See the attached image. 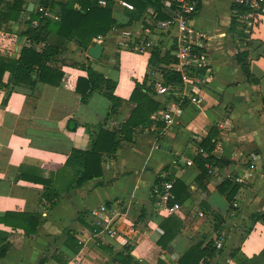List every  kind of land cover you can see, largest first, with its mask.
Masks as SVG:
<instances>
[{"label": "crops", "instance_id": "1", "mask_svg": "<svg viewBox=\"0 0 264 264\" xmlns=\"http://www.w3.org/2000/svg\"><path fill=\"white\" fill-rule=\"evenodd\" d=\"M198 2L201 9L192 23L211 35L205 44L211 62L210 78L206 87L199 90L201 102L191 103L186 98L188 102L181 103L170 127L159 128L152 122L139 128L134 142L123 143L115 158H104L101 177L63 193L52 209L40 202L44 185L22 178L21 173L37 179L48 177L64 167L73 149H87V126L104 122L110 101L95 91L83 103L73 85L77 76L87 72L76 67L64 68L72 76L67 86L39 81L34 88L16 86L10 93L9 89L0 88V216L11 211L37 213L41 219L38 234L32 237L22 228L0 223V241L11 245L7 255L0 257V264H37L46 255L49 264H60L52 258L58 251L69 258V264H117L98 240L116 250L131 244L130 254L139 264H157L159 258L177 264L175 257L188 249L194 239H216L218 233L221 236L216 242L222 243V252L212 264H240L237 257L230 256L236 247L249 258L264 249V221L256 222L249 233L245 232L252 224L253 214L264 215V17L255 31L245 30L247 38H240L232 31L235 0ZM116 3L115 14L120 21L106 36L94 39L104 45V50L99 60L90 58L93 68L117 81L115 94L128 100L135 81L142 82L148 72L151 48L161 45L164 52L170 50L171 38L155 29L156 23H152L147 12L140 20L127 22L128 17L123 15L126 8L119 0ZM147 40L154 42L147 52L133 51L135 44ZM23 44L24 39L16 34L0 31L2 54L11 53L13 46L17 52ZM244 50L248 51L251 73L258 79L256 84L247 81L236 59V54ZM87 52L77 49L70 53L78 58L77 62L88 63ZM153 77L162 81L158 72ZM182 88L175 94L179 96ZM8 93V102L4 103ZM169 95L157 97L165 100ZM168 102L178 104L180 100L174 96ZM132 107V103H126L114 124L125 120ZM211 128L216 129L214 139L222 148L214 154L223 158L226 165L214 167L205 188H201L195 183L199 168L196 164L187 166L185 161L198 154L199 143ZM160 174L181 179L191 189L179 214L183 228L167 250L157 244V239L162 232L160 220L168 214L157 206L158 199L155 196L156 202L153 200L152 191ZM229 174L245 177L243 182L236 181L240 190L232 208L217 189ZM102 204L112 218L110 233L90 212ZM201 204L223 216L219 232L214 230L213 215L202 210ZM84 210L87 212L79 218V212ZM67 230L81 241L78 252L64 244Z\"/></svg>", "mask_w": 264, "mask_h": 264}, {"label": "trees", "instance_id": "2", "mask_svg": "<svg viewBox=\"0 0 264 264\" xmlns=\"http://www.w3.org/2000/svg\"><path fill=\"white\" fill-rule=\"evenodd\" d=\"M31 0H0V31L14 33L24 39V44L16 55L0 52V88L9 89V93L14 87L34 88L37 82H44L54 86L69 85L72 76L57 64V57L63 54L70 42L75 43L82 53L88 51L89 47L95 43L94 39L99 36H106L112 27L120 20L115 14L117 0H107L105 6H101L98 0H37L38 6L47 7L50 10L57 11L56 20L51 17H45L37 9L28 12L27 8ZM134 5V9H127L123 15L128 17L127 22L140 20L147 12V16L152 23L159 20L174 17L179 14L180 4L177 0H127ZM196 14L201 9V3L196 4ZM79 6V7H78ZM249 8L237 2H234L235 18L232 23V31L238 33V37L247 38L245 34V24L240 16L247 12ZM29 14V18L24 20V15ZM38 22V25L34 24ZM56 25V31L53 32L51 25ZM14 25H19L14 29ZM145 26H149L147 23ZM241 28V29H238ZM238 29V30H237ZM55 37L54 41L50 37ZM148 59V72L142 82L135 81V87L127 100L115 94L117 81L104 73L92 67L91 58L87 57V62H74L72 65L81 68L87 72V75H79L74 79L73 88L81 95V101L86 103L89 97L98 91L110 101L109 111L104 122L99 125L87 126V133L90 138V145L87 149H73L68 156L62 169L57 172H51L48 177H29L21 173L22 178L36 180L44 185V191L40 196V202L46 209H52L56 206L58 199L63 193H68L74 189L80 188L86 182L99 178L103 175V162L106 156L115 158L117 151L125 142H134L139 128L146 127L152 122L154 113H158L165 108L167 101L177 96L181 100V94L178 96L177 89L182 88L183 78L181 73L175 71L172 64L176 63V58L170 50L164 52L161 45H155L151 48ZM248 51H239L236 59L241 65L247 81L254 84L258 79L251 73L247 61ZM156 72L161 74L162 83L169 88L170 94L165 100H160L155 91L157 80L153 77ZM9 93L4 98V103L8 102ZM185 99L183 103H187ZM126 103H132L133 107L129 116L120 123L114 124L119 116L122 107ZM159 128L165 126L163 121H158ZM216 129H210L208 136L199 143L207 155L198 153L195 157V164L200 170L196 178V185L205 188L207 180L210 178L207 163L214 167H223L226 163L223 158L214 154L216 146ZM163 180H174L172 177L158 175L156 182L159 184ZM100 184H104L100 182ZM218 191L225 196L230 208L240 190L239 184L233 178H225L217 185ZM153 191V189H152ZM173 193L175 198L171 201L184 203L191 196V189L181 179L174 180ZM153 200L156 202L155 194ZM202 210L211 212L215 219L214 230L219 232L222 225L223 216L211 209L207 204H201ZM87 210L79 212L80 215ZM143 217V212L139 219ZM78 218V219H79ZM19 219V220H18ZM252 224L247 227L246 234L252 230L253 225L262 220L264 215L253 214L251 216ZM18 220V221H17ZM41 219L37 213L6 212L0 216V223L13 228H22L29 237L38 234V226ZM162 230L157 239V244L167 250L175 241L183 228V220L179 214L170 213L162 218L159 223ZM2 236V230H0ZM67 238L64 244L73 252H78L82 247L81 241L67 230ZM220 233L216 239H208L206 236H200L194 239L192 244L178 255L177 264H212L213 258L222 252L217 248L216 240L220 238ZM242 236L241 240L244 239ZM100 246L109 251L113 260L117 264H139L130 254L131 244H124L121 249L116 250L110 245L100 243ZM10 242L0 241V257H5L10 249ZM240 247L233 248L230 256L237 257L240 264H264V249L258 255L249 258L240 253ZM60 264H69V258L58 251L52 255ZM50 258L46 255L42 257L37 264H49ZM157 264H169L167 261L159 258Z\"/></svg>", "mask_w": 264, "mask_h": 264}, {"label": "built area", "instance_id": "3", "mask_svg": "<svg viewBox=\"0 0 264 264\" xmlns=\"http://www.w3.org/2000/svg\"><path fill=\"white\" fill-rule=\"evenodd\" d=\"M180 4V12L174 17L169 19H163L156 22L155 29L159 33L168 35L171 38L170 51L176 58V63L172 64L175 71L181 73L183 78V85L181 91V100L178 104L174 102H168L165 104V108L160 110L154 118V126L158 121H163L166 127H170L174 123L175 114L178 112L181 103L184 99L188 98L191 103H200L201 95L199 90L206 87V82L210 78V58L209 54L205 50V44L211 38V35L198 27H196L192 21L196 14V4L198 0H177ZM235 2L247 6L249 10L240 16V19L245 24L248 32H253L259 26L262 18L264 17V0H235ZM99 5L105 6L107 0H98ZM121 6L133 10L134 5L127 0H119ZM38 10L45 17H53L52 10L47 7L38 6L34 10ZM29 18V14H27ZM35 25H38L37 21H34ZM154 45L152 40L139 42L134 45L133 51L137 53H145ZM155 91L157 94L166 95L169 93L168 86L161 82H157L155 85ZM214 151L221 152V143H217ZM198 153L207 155L203 147H199ZM178 161V160H176ZM187 166L195 164L194 158H188L185 161ZM206 167L211 173L214 170V166L211 163H207ZM250 177V174L247 175ZM227 178H233L237 182H243L245 177H235L227 175ZM174 180H163L153 188V193L157 197V206L161 211L167 214L176 213L180 214L183 210V203L178 201L171 202L175 196L173 193ZM236 205V203L234 204ZM92 215L98 217L100 222L98 223L103 227L107 233L113 231L112 218L108 215V208L105 204L90 209ZM103 221L107 224L103 225ZM217 248L222 247L220 241L216 242ZM175 261H178V257H175ZM164 259H166L164 257ZM167 260V259H166Z\"/></svg>", "mask_w": 264, "mask_h": 264}, {"label": "rangeland", "instance_id": "4", "mask_svg": "<svg viewBox=\"0 0 264 264\" xmlns=\"http://www.w3.org/2000/svg\"><path fill=\"white\" fill-rule=\"evenodd\" d=\"M79 7V6H78ZM53 12V14H54V16L53 17H51V19L52 20H56V18H57V11L56 10H54V11H52ZM24 17H28L27 16V14H25L24 15ZM25 20V19H24ZM20 26L18 25V28H19ZM17 28V29H18ZM51 29H53V32H55L56 31V25L54 24V23H52V25H51ZM50 40L51 41H54L55 40V37L53 36H51L50 37ZM16 42V41H15ZM14 42V43H15ZM14 45V44H13ZM243 47L244 48H246L247 46L246 45H243ZM14 48H15V46H13L12 48H11V54H13L14 52H15V50H14ZM77 49L79 50V48H78V46L75 44V43H73V42H70L69 44H68V46H67V48L64 50V52H63V54H61L60 56H58L57 57V64H59L62 68H63V70H64V68H66V67H74L72 64L74 63V62H77V59L78 58H75V57H72V52H76L77 51ZM80 51V50H79ZM71 52V53H70ZM81 52V51H80Z\"/></svg>", "mask_w": 264, "mask_h": 264}, {"label": "water", "instance_id": "5", "mask_svg": "<svg viewBox=\"0 0 264 264\" xmlns=\"http://www.w3.org/2000/svg\"><path fill=\"white\" fill-rule=\"evenodd\" d=\"M36 4H37V0H31L28 5L27 11L29 13L34 11ZM103 50H104V45L102 43H95L94 45L89 47L87 54L89 57L95 60H99L102 55Z\"/></svg>", "mask_w": 264, "mask_h": 264}]
</instances>
